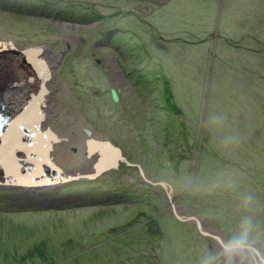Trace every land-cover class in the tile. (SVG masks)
Segmentation results:
<instances>
[{"label":"rangeland","instance_id":"1","mask_svg":"<svg viewBox=\"0 0 264 264\" xmlns=\"http://www.w3.org/2000/svg\"><path fill=\"white\" fill-rule=\"evenodd\" d=\"M10 1H1L15 8H0V40L11 42L20 50L30 46H41L47 47L50 51L54 60L51 78L54 84H52L51 95L55 111L49 114L46 121L44 120L42 127H49L58 136L67 138V141L56 144L52 151L53 161L60 172L69 177L78 173L82 178H69L66 182L40 188L37 191L23 192L20 189L6 190L0 187V264H247L240 261L238 248L229 249L232 259L227 258L226 251L221 246L204 236L202 238L192 224L184 223L192 226L183 228L179 223L166 220L164 227L167 236L163 235V241H161L162 233L159 224L152 215L157 209L153 208L151 204L148 205L146 199L152 204L157 202L162 207L161 212L170 214L171 208L166 192L155 183L169 178L165 177L168 173L162 164V161L166 159L158 144L153 141L150 131L145 130V124H142V113L140 115L137 111L131 112V108H128V119H122L119 114H114L111 108L104 107L99 110V113L97 112V119H91L96 113L86 112L80 106L81 99L84 102L87 99H92L87 90L88 85H93L97 89L100 85L104 89L107 86L105 75L92 65V57H100L104 60H113L116 57L118 67L123 70H128L131 67L134 72L136 71L134 62L129 61L128 65L130 66L127 67L124 58L126 55L121 51L122 43L117 38L119 32L126 30L118 25L122 18L127 16V21L134 24L138 21L153 22L157 18L156 16H159L160 20L154 23L158 28H154V24V27L149 24L151 31H156L159 34H153L151 31L149 34L157 38L160 36L163 39H169V36L183 35V37L190 36L200 41L205 37L207 28L209 29L212 25L211 12L214 8L213 35H215L214 31L217 29L222 8L225 5L226 14L229 15L227 17L229 28L233 32L240 30L241 26L234 20L237 11L240 10L243 13V10L237 5L238 0H227V2L226 0H184L187 2L186 25L188 27L183 25L182 30L178 33L174 32L177 28L173 23L168 22L174 20L176 13L164 14L165 10L159 13L170 0L169 2L163 1L161 5L149 2L150 10L141 7L144 3L143 0L139 1L136 6L128 3L129 1L133 3L135 0ZM67 1H74L71 4L76 6H84L80 8L81 16H73L69 19L66 17L68 15L59 14L62 13L59 6H67ZM246 1L247 12L246 15L243 14L248 20V26L254 27L258 21V32H261L264 27V0ZM201 13L203 16L205 13L206 17H202ZM224 20L222 18L221 23ZM179 21L181 20L177 17L173 22L179 24ZM191 25L192 29L201 28V32H199L200 30L197 32L191 30ZM128 27L130 30L131 27ZM228 38L232 40L234 37ZM211 39L214 41V36H211ZM230 40L229 42L236 43ZM139 43L141 52L134 49L133 53L134 58L138 57L135 58L137 61L145 62L146 56L153 52L159 53V57L163 61L162 69L155 68V65H161L160 61L152 62L149 65L141 63L139 67L141 66V69L144 68L143 70L147 71L148 76L146 77L148 81L151 80L153 99L158 105L164 104L170 110L166 116V121L169 122H167L169 132L173 131L178 135L181 131L183 133L171 144L180 150L183 146H189V149L186 150L191 154L190 163L193 167L195 165L191 181H193L198 167V139L202 134L200 132L207 129L208 139H211L209 147L216 146L214 149L216 152L222 149L219 139L224 137L223 130L231 129L235 133V138L242 139L241 148H234L240 154L235 165L240 168L245 178V184L239 185L232 191L231 206L226 205L227 201L225 204L222 203V206L221 203L218 206H213L211 215L231 214V216L225 215L227 220L220 223L227 234H231L232 229L242 223V221L234 222L232 219H248L251 222L244 224V231H248L243 235L240 233V235L247 236L253 233L255 235L249 238L242 237L244 240L238 239V237L233 239L228 237L218 227V223L211 219L210 215L201 212L196 205L182 200L190 183L183 191H180L179 186L170 184L173 188V203L191 209L201 220L203 226L211 229V234H214V231L218 229L228 242L238 240L255 248L264 247V129L252 133V129L250 130L249 126L245 124L241 129H237L234 127V119L230 117L227 118L226 123L232 122L233 124L229 128L220 127L213 121H209L207 125L202 117L198 119L197 113L191 114L192 117H190L188 112H183V109L178 107L175 108L173 104L177 105L181 100L175 99L174 92L179 93L181 98L184 95L182 89L173 91L175 87L179 88L178 85L185 80L184 72H181L180 69H190V77L195 81L200 79L198 77L200 73L204 74L200 55L192 49L195 46L185 45L181 42L169 44L159 40L148 41L142 37L139 39ZM219 43L220 45L224 44L221 37H219ZM196 45L200 47V43H196ZM154 48L157 50L154 51ZM203 48L206 54L208 48L206 40L203 43ZM231 54L236 56L241 65H244L242 73L241 66L236 64L235 73L246 77L255 73L253 77L243 80L247 84L248 96L257 93L262 96L260 99L264 113V64H259L251 57L244 55V50L233 51ZM212 57L213 55H210L208 58L205 72L211 71ZM163 73L167 76L169 85L162 76ZM169 90H172L171 95ZM189 91V86H186L183 107L190 110L189 104L192 99L188 100V96L191 98L192 93ZM100 99L102 100V97ZM178 105L180 104L178 103ZM186 113L189 117L185 116ZM239 118V123L242 124L241 119L245 117L241 115ZM90 127L94 131L93 137L110 140L121 149L123 156L130 163L142 167L144 179L153 184H150L151 188L146 189L148 198L145 196L141 203H131L128 200V193H130L133 184L142 188L149 183L138 175L139 171L134 166L132 169H121L120 164L124 163L119 161L116 168H109L95 175L93 164L98 155L86 156L84 145L86 137L81 131L82 128ZM188 139L191 143L188 142ZM225 141L226 139H223V142ZM224 151L234 153L231 148L227 147ZM179 159L183 158L179 157ZM231 159V156L224 159L226 161L224 163L232 164ZM166 166H168L167 162ZM111 181H114V188H122L123 191H120L122 194L117 196L108 194L109 191L106 189L111 187ZM207 185L208 191H203L206 196L211 190L212 181ZM216 185L221 187V183ZM223 188L222 191L229 192L231 190V186L225 185ZM202 189L205 190L201 186ZM80 191H93V193L101 194L98 196L76 194ZM149 192L159 194V202ZM70 193L73 195L69 196ZM238 198H243L245 201L239 202ZM115 201L119 203H115ZM207 209L209 208L207 207ZM255 220L262 224L260 231H254L260 227H255V223H252ZM183 232L185 249L181 248L180 237ZM152 247H155L157 251L155 252ZM247 255L254 256L255 254Z\"/></svg>","mask_w":264,"mask_h":264},{"label":"trees","instance_id":"2","mask_svg":"<svg viewBox=\"0 0 264 264\" xmlns=\"http://www.w3.org/2000/svg\"><path fill=\"white\" fill-rule=\"evenodd\" d=\"M2 0H0V8L2 9L5 7L6 9L9 8H15L14 6H10L9 4L2 3ZM11 2L10 0H7ZM14 2H17L14 0ZM71 2L74 1H67V6L65 7H60V10L62 13L59 14H66L67 18L71 19L73 16H81V9L84 6H76L75 4H71ZM169 2V1H168ZM227 2V0H226ZM246 0H238L237 5L243 10V13L246 15L247 8L246 5L247 3ZM130 5H138V1L135 2H128ZM161 5V4H160ZM187 2H184V0H170V2L166 5H164V8L159 11H164V14H170V13H176V17H174V20L178 17L179 24L178 22H173V21H168L169 23H173L175 28H179L180 30H174L176 33L178 31L182 30L183 25H186V12H187ZM140 7V6H138ZM143 8L146 7V9L150 10L149 5L145 4L142 6ZM17 9V8H16ZM86 10V9H83ZM222 15L220 16L219 19V24L217 25V29L214 31V34L212 33L213 28L215 27V24L213 23V18H215V8L211 12V18H212V25L208 29L207 32L204 34L205 37H203L200 41L194 39V37H183V35H174L169 36V39H163L160 36L155 37L150 33L151 29L149 27V24L153 26L155 22L160 20L159 16H156L157 18L154 19V21H138L134 24L130 23V21H127V16L125 18H122L120 21L121 23L118 24L120 28L126 29L124 31H121L117 34L118 41L122 43V53L125 54L124 58L126 59L127 62V67L130 66L128 65L129 61L134 62V65L136 67V71L130 67L128 70L130 71L132 77L134 78L133 83L135 84L136 90L138 97L140 99L138 100V110L139 114L141 115L142 113V124H145V130L150 131L151 137L153 138V141L158 144L160 147L161 151L163 152L162 155L165 157L166 160L162 161V164L165 166L164 170L168 173L165 175V177L169 178L168 180H163L165 182H168L169 184H174L179 186L181 189L180 191H183L188 186V183H190V186L186 190V192L183 194V199L184 201H187L189 204L196 205V207L203 212L204 214L210 215L211 219H213L215 222L218 223V227H220L222 230L223 228L221 227L220 223L222 221H226L227 217L225 215L231 216V214H218L216 216L211 215V212L213 211V206H218L221 203L225 204V201H227V206H231L232 204V199H231V194L232 191L238 187L239 185L245 184L244 181V176L240 170V168L235 165L236 161L239 160L240 154L238 151H236L234 148H241V142L242 139H237L234 137L235 133L231 129L223 130L222 134L224 137H221L219 141L221 140V150L219 152L214 151L216 146L212 145L213 147L210 148L209 144L211 142V139L209 138V134L207 135V129L204 130L203 132H200V137L198 139V152H199V161H198V167L196 169V175L191 181V176L194 171L193 165H191V154L187 152L186 149H189L188 147L183 146L182 150L177 149V147L172 143L173 140L178 139L179 136H182L183 133L181 131L180 135L177 133L169 132V127L168 125V120L166 121V116L168 114L167 107L164 104L158 105L156 100L153 99V94L154 93L151 90V80L148 81L147 77V71L143 70L144 68L141 69V66L139 67V64H152V62L155 61H160L161 65H155V68L162 69L163 67V61L159 57V53H151L146 56V61L145 62H139L134 58V49L137 50L139 53L141 52V45L139 43V39L144 37L146 40L151 41V40H159L160 42H168L169 44H173L174 42H181L184 43L185 45H190V46H195L192 49L194 52L198 53L200 55V59L202 60V71L203 73H200L198 76L200 79H197L196 81L190 77V69L183 68L180 69L181 72H184V77L185 80L179 84V88L175 87L173 91H179L182 89L183 92V98H181L179 93L174 92V96L176 97L175 99H180L181 101H178L180 105H175L173 106L175 108H180L183 109V112H188L191 116L194 115V113H197L198 119H201V117L205 120L206 124H209V121L215 122L217 125L220 127H225L229 128L231 123H226L227 118L230 117L234 119V127L237 129H241L243 124L248 125L252 133H256L257 131L260 132L262 129H264V113L262 112L263 105H261V97L258 93L255 95L249 94L247 95L246 89H247V84L244 82L245 80L243 79H249L250 77H253L254 74H250L247 77L244 75H241L239 73H235L236 69V64L241 66L242 68V73L244 69V65L239 63L238 59L236 58L235 55L230 53H233V51H243L244 50V55H247L251 57L254 61H257L259 64L262 63L264 64V27L263 30L258 32L259 30V22L256 21V24L254 27L248 26V20L245 19L244 14L241 13V11H237L236 14L234 15V20L241 26L240 30L237 32H233L229 28L228 21L229 19L227 18L229 15L226 14V5L224 8H222ZM225 13V16H224ZM194 14H197V12H194ZM260 14V13H257ZM256 14V15H257ZM202 15V13H201ZM85 16V15H84ZM99 17V16H97ZM206 17L205 13L204 16ZM131 18V16H130ZM133 18V16H132ZM225 19L223 23H221V20ZM122 24V25H121ZM222 24V25H221ZM136 25V26H134ZM131 29L129 30V27ZM155 26V27H154ZM154 28L156 25L154 24ZM201 26V25H200ZM184 27H188L187 25ZM256 27V28H255ZM190 28V27H189ZM191 30H200V29H192L191 25ZM226 30V31H225ZM152 32V31H151ZM198 32V33H199ZM159 34L158 32L154 31L152 32ZM211 36H214V41H212ZM153 37V38H152ZM219 37L222 38V41L224 42L223 45H220L219 43ZM228 37H234L232 40H230ZM192 38V39H189ZM230 41H235L236 43L229 42ZM207 41V50L205 54V49L203 48V43L204 41ZM196 43H200V47L196 45ZM157 49L154 48V51ZM198 51V52H197ZM246 52V53H245ZM249 52V53H247ZM210 55H213L212 57V68L211 71L205 72L206 68V63L209 61L208 58ZM229 57L227 59V57ZM246 56V58H247ZM149 60V61H148ZM250 60V58H248ZM246 63V60H245ZM158 66V67H157ZM254 67V65H252ZM214 67V68H213ZM176 69V68H174ZM214 70V72H213ZM163 72V70H161ZM137 73V74H135ZM139 74V75H138ZM145 75V76H144ZM164 78L167 80L168 84V79L166 78L167 76L162 74ZM214 76V78H213ZM243 76V77H242ZM206 82V83H205ZM166 84V85H167ZM206 84V85H205ZM169 85V84H168ZM189 86L190 91L189 93H192L191 98L188 96V100H191V103L189 104L190 110L187 107H183V102L185 99V87ZM207 89V91H206ZM152 91V92H151ZM255 92V91H254ZM172 90H169V94L171 95ZM152 95V96H151ZM171 97V96H170ZM169 97V98H170ZM154 98L156 96L154 95ZM141 106V107H140ZM228 114V116H227ZM233 116H232V115ZM187 113L185 114V116ZM187 115V116H188ZM243 115L245 118L241 119L240 121V116ZM189 117V116H188ZM94 119H96L94 117ZM200 121V120H199ZM168 122V123H167ZM195 121L193 120V124ZM181 126V125H180ZM194 126V125H193ZM217 128V127H216ZM141 130V128H140ZM208 136V137H207ZM223 139H226L225 142H223ZM188 142L189 139H188ZM191 143V142H190ZM241 144V145H240ZM225 147L231 148L234 153H226L224 151ZM232 157L233 163L230 165H226L224 162V159ZM179 157L183 158L182 160L179 159ZM166 162L168 166H166ZM121 169L123 168H131L132 166H128L126 164H120ZM119 169V170H121ZM138 170V169H137ZM115 172V171H112ZM138 175L140 176V173L138 172ZM212 181V187L211 190L208 192L209 194H205L203 191H208V183ZM111 187L109 189H106L109 195L117 196L122 194L120 191H123L122 188H114L113 182L111 181ZM82 182H80L81 184ZM85 183H87L85 181ZM221 183V187H218L216 184ZM82 185V184H81ZM231 186V190L229 192L223 190L224 186ZM201 186L205 190H201ZM146 187V188H144ZM152 186L150 184H147L145 186L139 187L138 185H134L130 189V193H128V200L131 203H141L143 198L147 195L146 189L151 188ZM161 187V186H158ZM162 188V187H161ZM143 189V190H142ZM82 193V194H89V195H100L101 193H93V191H88V192H77ZM107 194V193H106ZM149 194L154 195V197L157 199L159 202L160 196L159 194L151 193ZM73 194L70 193L69 196H72ZM80 195V194H79ZM146 198H148L146 196ZM239 202L245 201L243 198H238ZM115 203H119L116 202ZM146 203L148 205L151 204L153 208H156L157 210L154 211L152 214L157 220L159 224V229L160 232L162 233V238L160 239L163 241V235L167 236V232L164 227V223L166 220H171L176 223H179L180 226H189L191 227L192 225L184 224L180 221H178L171 213L169 214H164L161 212L162 207L157 204V202L152 204L151 202L149 203V200L146 199ZM144 202V204H146ZM257 205V204H256ZM207 207L209 209H207ZM160 208V210H159ZM160 211V212H159ZM264 213V212H263ZM263 215V214H262ZM256 219V217H255ZM232 221L237 222V221H242L241 224L237 225L234 229H232V233L227 234L226 231H224L228 237L230 238H240L241 240H244L243 238H249L251 236H254L255 233L252 235H247V236H241L240 233H245L246 231L244 228V224L250 223L251 221L248 219L244 220H238V219H232ZM252 223H255V227H259L255 230H261L262 224L258 223L256 220L252 221ZM254 226V225H253ZM194 228V227H193ZM195 229V228H194ZM195 231H197L195 229ZM198 232V231H197ZM184 232L181 235V240H182V245L181 248L185 249L186 244L184 242L183 238ZM203 238V236L201 235ZM243 237V238H242ZM155 252L157 251L155 247H152ZM180 248V250H181ZM158 254V253H157ZM160 264V263H159Z\"/></svg>","mask_w":264,"mask_h":264},{"label":"bare ground","instance_id":"3","mask_svg":"<svg viewBox=\"0 0 264 264\" xmlns=\"http://www.w3.org/2000/svg\"><path fill=\"white\" fill-rule=\"evenodd\" d=\"M29 48L31 46L23 48L26 50H20L13 43L0 40V112L8 113L11 118L8 129L6 128L5 132L3 128L0 130V137L5 140V137H10L22 129L21 135L15 142L7 139L6 141L9 142L5 141L2 145L0 144V183L9 184L11 182L12 186H22L19 188L20 190L31 189L23 184H32L29 181L30 174L23 175L20 173L21 160L24 163V161L35 158L36 161L40 162L36 165L38 168L36 171L45 168L43 165L48 163L42 147V145L45 146L47 138L42 136L31 141L28 139V135L31 133L29 129H33V123L42 119L44 122L46 113L51 114L55 111L53 110L54 102L51 95L52 84H54L51 81L54 60L47 47H43L42 50H35L36 52ZM48 71L50 77L44 80ZM42 138L45 143H40ZM4 144L7 152H12L6 164L1 161ZM11 144L13 146L9 147ZM112 159L113 156L110 153L103 151L100 160L97 162L106 165V161ZM57 176L61 179L66 175L60 173ZM59 182L61 183L62 180ZM229 249L226 251V256L232 259ZM239 259L247 264H264V249L258 256L256 254L249 256L241 252Z\"/></svg>","mask_w":264,"mask_h":264},{"label":"water","instance_id":"4","mask_svg":"<svg viewBox=\"0 0 264 264\" xmlns=\"http://www.w3.org/2000/svg\"><path fill=\"white\" fill-rule=\"evenodd\" d=\"M43 47L41 46H31V48L29 49H33L34 52H36L37 50H42ZM26 50V49H23ZM36 50V51H35ZM28 51V50H27ZM25 51V52H27ZM32 51V50H31ZM48 76V77H47ZM50 77V72L48 71L47 74H45V79ZM111 98L113 102H117L118 101V95L116 93L115 89H111ZM43 119L40 120L39 122L33 123V129H29V131L31 132L28 135V139H30L31 141H33L32 139H36L38 137H42L45 136L47 138L46 143L44 142V139L42 138L40 143H45V146L42 145V147L44 148V156L46 161L48 162L47 165H43L45 168H42L40 171H36L38 170V168L36 167V165H38V163H40L39 161H36L35 158H33L32 160L29 159L27 161L21 160L20 162L21 165H19L20 168V173L25 175V174H30V179L29 181L32 182L31 185H25L28 188L31 189H23V192H27V191H37L40 188H44V186L47 185H52V184H56V182H59L60 180H62V182H66L67 180H69V178H82L78 173L75 174L74 176H65L61 179H59V177L57 176L58 174H60V170L58 169L57 165L55 164L54 157L52 155V151L53 148L56 144L65 141L66 139L63 137L58 136L56 133H54L49 127L47 128H43ZM21 131H16V133L14 135H11L10 137H5V140L3 139V137H0V144L2 145L7 139H11L13 142L16 141V139L21 135L22 129H20ZM19 132V134H18ZM42 133V134H41ZM84 135L87 137V139L85 140V146H86V154L87 157L91 156V155H98V157L95 159V163L93 164V169H94V173L95 175L103 172L109 168H116L118 165L119 161H122L124 164L129 165V166H134L138 169L140 176H142V178L144 179V172L143 169L140 165H133L132 163H130L122 154L121 149L118 146H115L110 140L108 139H98V138H94L92 136V133L89 129H84ZM9 142V141H6ZM13 144H11V146L9 145V147H12ZM103 151H106L108 153H110L113 156L112 160H108L106 161V165H102L101 162H97L100 160L101 154ZM2 163H8V158L9 155H11L12 152H7V150L5 149V144L2 147ZM48 166V168H47ZM89 177V176H88ZM17 180V177H16ZM145 180V179H144ZM149 182L148 184H152L151 181H147ZM17 182V181H16ZM6 183V182H5ZM156 184H158L159 186H161L165 192H166V197H167V201L168 204L171 208V213L172 215L180 222L182 223H188V224H192L194 226V228L198 231V233L206 238H208L209 240L214 241L215 243H217V245L221 246L225 251H227V249H233V248H238L239 251L238 253L244 252L247 254H256L257 256L261 253V251L264 249V247H259V248H255L253 246H248L246 244L241 243L238 240H230L229 242L226 240V238L224 237V235L220 232V230H215L214 234H211V229H207L203 226L201 220L198 218V216L191 210V209H186L182 206H178L175 205L172 201V194H173V188L170 184H168L167 182L164 181H158L155 182ZM153 185V184H152ZM0 187L6 189V190H14V189H19L22 188V186H12V183L9 182L4 184H0ZM17 191V190H16ZM43 209V208H42ZM183 211H185V214H183ZM223 242V243H222ZM256 257V256H255Z\"/></svg>","mask_w":264,"mask_h":264},{"label":"flooded vegetation","instance_id":"5","mask_svg":"<svg viewBox=\"0 0 264 264\" xmlns=\"http://www.w3.org/2000/svg\"><path fill=\"white\" fill-rule=\"evenodd\" d=\"M135 1H141V0H135ZM144 3L141 5L144 6L146 3L151 2L161 4L164 2H167L169 0H148L145 1L143 0ZM91 63L93 66L98 68V71L103 73L106 77V88L100 87L97 89V87L93 85H88L87 90L91 94L92 99H87L85 102L84 100L80 102L81 108L83 110H86V112H95L96 115L94 116L97 119V115L99 113V110L103 109L104 107L106 109H112L114 111V114H119L122 119H128V108H131V112H138V100L140 97H138L137 90L135 87V84L133 83L134 78L132 77L131 73L129 70H123L121 67H118L116 57L113 58V60H104L103 58L100 57H92L91 58ZM93 84V83H92ZM111 89H115L116 93L118 95V101L113 102L111 98ZM133 95V97H131ZM102 97V100L100 99ZM95 107V108H93ZM115 107V108H114ZM137 108V109H136ZM47 111V110H45ZM98 112V113H97ZM50 113H46L45 115V121L47 120V117L49 116ZM88 117H90L87 114ZM91 118V117H90ZM94 119V118H91ZM84 129L82 128L81 131L84 134ZM89 129L92 133V136L94 134V131L90 128ZM85 136V135H84ZM86 137V136H85ZM65 138L67 141L66 137ZM95 138V137H94ZM87 137L85 138V140ZM85 140H84V145H85ZM86 148V146H85ZM87 156V154H86ZM129 166V165H128ZM22 209H27V208H22Z\"/></svg>","mask_w":264,"mask_h":264},{"label":"clouds","instance_id":"6","mask_svg":"<svg viewBox=\"0 0 264 264\" xmlns=\"http://www.w3.org/2000/svg\"><path fill=\"white\" fill-rule=\"evenodd\" d=\"M148 5V3H146Z\"/></svg>","mask_w":264,"mask_h":264},{"label":"crops","instance_id":"7","mask_svg":"<svg viewBox=\"0 0 264 264\" xmlns=\"http://www.w3.org/2000/svg\"><path fill=\"white\" fill-rule=\"evenodd\" d=\"M153 4V3H152ZM162 4V3H161Z\"/></svg>","mask_w":264,"mask_h":264}]
</instances>
